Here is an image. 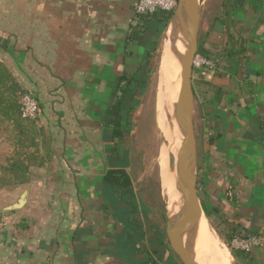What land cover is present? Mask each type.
I'll return each instance as SVG.
<instances>
[{
  "label": "crops",
  "instance_id": "crops-1",
  "mask_svg": "<svg viewBox=\"0 0 264 264\" xmlns=\"http://www.w3.org/2000/svg\"><path fill=\"white\" fill-rule=\"evenodd\" d=\"M136 2L9 0L0 8V61L40 104L37 145L20 156L28 169L17 182L4 171L17 147L14 126L0 128V264H183L139 198L129 137L114 154L106 117L119 79L139 73L157 45V19L133 39ZM247 2L233 11L248 31L239 73L204 72L232 92L215 103L212 89L195 96L208 139L198 182L218 210L212 218L225 232L255 236L251 264H264V1ZM225 40L211 16L205 47ZM109 170H125L131 184L107 180Z\"/></svg>",
  "mask_w": 264,
  "mask_h": 264
},
{
  "label": "trees",
  "instance_id": "trees-1",
  "mask_svg": "<svg viewBox=\"0 0 264 264\" xmlns=\"http://www.w3.org/2000/svg\"><path fill=\"white\" fill-rule=\"evenodd\" d=\"M264 1V0H263ZM247 0H221L218 9L213 14L214 23L220 22L223 26L226 40L219 50H211L205 47L201 42L198 47L199 54L213 60L223 71L239 73L242 61L247 54L248 31L241 21L233 16L236 8L247 9ZM174 15V11L159 10L153 14H138V22L133 27V39L141 38L148 28L150 21L159 20L161 26L159 34L168 25ZM157 43V41H156ZM155 49L147 55L145 63L142 64L139 73L131 77L122 76L117 85L116 100H114L106 111V117L113 128V152L117 156L121 153V145L129 137V128L131 126L132 113L138 104L140 90L146 85L149 73L152 70ZM207 68L195 69V78L193 80L194 94L198 98L199 92H207L210 89L214 92L213 102H219L225 94L232 92L231 84L219 86L206 79L204 72ZM23 91L7 66L0 61V122L8 121L14 126L15 136V154L13 160L5 172L16 177H22L18 172H25L28 166L20 160L24 154L25 148L36 146L35 137L39 134L34 120L24 119L21 116L20 105L18 101V92ZM213 138H211V141ZM33 154V153H32ZM31 159V158H30ZM107 180L113 181L123 186L131 184V180L125 170H109L106 175ZM200 178L198 184L200 185ZM201 203L208 218L217 214V208L210 206L208 198L202 197ZM227 240L231 241L234 237H249L247 233L232 227L225 233ZM232 254L240 264H251L250 250H241L231 248Z\"/></svg>",
  "mask_w": 264,
  "mask_h": 264
},
{
  "label": "rangeland",
  "instance_id": "rangeland-1",
  "mask_svg": "<svg viewBox=\"0 0 264 264\" xmlns=\"http://www.w3.org/2000/svg\"><path fill=\"white\" fill-rule=\"evenodd\" d=\"M220 1L221 0H205L201 5L199 44L204 40L207 23L218 9ZM8 6L9 0H0L1 9L8 8ZM170 22L158 36L155 56L152 60V70L149 73L146 85L140 90V98L131 117L129 143L125 146L129 151L128 159L130 161L133 179L136 181L138 188L139 198L144 201L146 208L158 217L164 234H168L169 225L166 209L169 191L166 190L167 185L164 184L162 175L163 164L166 163L163 158L162 147L167 142L164 137V128L167 123H169L170 126L176 124L175 108L179 79H181L179 71L181 64L179 62V57L177 59V65L174 64L175 62L172 63L171 61L164 63L163 60L164 42ZM195 108L194 124L197 137L198 165L202 166V159L208 139L207 136H205V123L200 116L198 103L195 105ZM163 113L167 120L165 123L162 118ZM5 126L9 127L10 125L6 121L0 122V128H5ZM199 171L200 168L199 170L197 169V174L200 173ZM2 178V180L7 182L13 181L8 175H4ZM21 179L22 177H16L13 182H17V180ZM168 179L170 180V173L168 174ZM198 192L200 199H202V197H204V192L201 185H198ZM207 221L210 230L219 239L220 244L228 248L231 255L230 263L240 264L232 254L231 242L227 240L225 227L222 225L221 218L207 217ZM187 232L184 234L186 239L184 236L183 237L185 240H189V242H185L188 249L191 250L192 229Z\"/></svg>",
  "mask_w": 264,
  "mask_h": 264
},
{
  "label": "water",
  "instance_id": "water-1",
  "mask_svg": "<svg viewBox=\"0 0 264 264\" xmlns=\"http://www.w3.org/2000/svg\"><path fill=\"white\" fill-rule=\"evenodd\" d=\"M205 0H178L174 15L181 20L183 31L190 43L181 60L180 91L176 102L177 123L185 132L179 147L177 183L183 193L185 206L176 221H168V239L173 251L183 264H199L191 257L184 239L185 232L192 229L201 214H205L198 192L197 137L194 124L195 94L193 89V60L199 47L201 5ZM172 161V159H171ZM22 197L13 207L21 206Z\"/></svg>",
  "mask_w": 264,
  "mask_h": 264
},
{
  "label": "bare ground",
  "instance_id": "bare-ground-1",
  "mask_svg": "<svg viewBox=\"0 0 264 264\" xmlns=\"http://www.w3.org/2000/svg\"><path fill=\"white\" fill-rule=\"evenodd\" d=\"M189 46L190 43L184 34L181 20L176 16L170 22L166 32L163 50L164 63L171 61L172 63L175 62L174 64L177 65V59L179 57V62L181 64L182 56ZM179 71L181 73V68ZM180 82L181 80L179 79L177 98L180 91ZM162 118L165 123L167 120L165 119L164 113L162 114ZM184 136L185 132L181 125L177 123V121L174 126H170L169 123L166 124L164 128V137L167 142L162 147V154L166 163L163 164L162 175L164 184L167 185L166 190L169 191L166 209L168 219L171 223L176 221L178 215L185 206L183 193L179 189L177 183V161L179 160V147ZM170 158L172 161H170ZM169 173L170 180L168 179ZM191 240V257L199 264H231V255L228 248L225 246L223 247L220 244L219 239L212 233L208 225L207 217L204 213L201 214L197 222L192 227ZM187 242H189V240Z\"/></svg>",
  "mask_w": 264,
  "mask_h": 264
},
{
  "label": "built area",
  "instance_id": "built-area-1",
  "mask_svg": "<svg viewBox=\"0 0 264 264\" xmlns=\"http://www.w3.org/2000/svg\"><path fill=\"white\" fill-rule=\"evenodd\" d=\"M178 5V0H137L135 3V11L138 14H153L159 10L174 11ZM193 68L208 70H216V63L199 53L196 54L193 60ZM18 101L21 110V116L24 119L35 120L40 112V104L37 98L32 94L20 91L18 92ZM231 248L250 250L253 245L258 243L255 236L251 237H234L231 239Z\"/></svg>",
  "mask_w": 264,
  "mask_h": 264
}]
</instances>
